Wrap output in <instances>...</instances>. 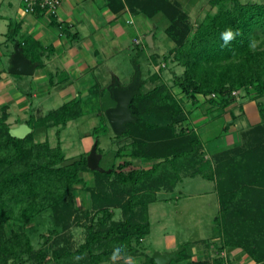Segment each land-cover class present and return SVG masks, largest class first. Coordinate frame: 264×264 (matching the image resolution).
Returning a JSON list of instances; mask_svg holds the SVG:
<instances>
[{
    "label": "trees",
    "instance_id": "obj_1",
    "mask_svg": "<svg viewBox=\"0 0 264 264\" xmlns=\"http://www.w3.org/2000/svg\"><path fill=\"white\" fill-rule=\"evenodd\" d=\"M125 4L150 18L161 15L167 20L164 33L176 46L160 63L159 55L154 56L155 65L160 71L174 64L184 69L182 75L175 74L173 82L182 98L158 73L151 79L161 82L151 90H144L145 82L141 81L130 104L135 120L116 136L129 141L119 147L116 157L128 150L132 159L155 163L148 169H136L131 162H122L105 168L110 173L91 171L87 165L89 154L68 160L61 143L52 147L48 141L35 142L33 133L24 139L13 138L6 123L8 116L3 115L0 118V264L20 262L26 256L36 264H104L113 248L121 246L135 257L151 232L149 206L156 202L157 193L173 192L184 177L198 175L216 182L220 204L215 218L220 245L204 241L205 245L209 249L214 246L220 253L230 248L241 249L256 264H264V102L257 103L262 123L242 131V143L215 156L213 161L206 159L204 145L194 130L182 127L178 130L180 124L188 121L186 101L196 105L199 96L218 110H225L236 101L233 95L236 91L255 100L264 98V4H242L235 0L228 8L221 0H211L216 12L207 13L196 26L177 0H126ZM35 13L46 11L38 5ZM58 26L65 31L70 29L62 23ZM227 28L239 30L241 35L222 47L220 34ZM16 30L12 26L7 35L13 42H18ZM251 39L258 42L255 50L248 47ZM141 40L142 43L134 44L141 50L147 49V40ZM19 47L38 68L43 67L45 53L52 50L31 38L19 41ZM137 62L134 60L139 70ZM139 74L138 71V77ZM85 106L86 102L75 99L38 121H29L28 125L35 129L52 123L62 130L70 121L84 116ZM102 118L108 124L107 117ZM99 130H94V138L102 155ZM85 172L95 176L90 186L82 177ZM78 186L90 195L89 207L84 210L75 204ZM48 211L54 220L51 235L60 234L59 230L68 233L71 219L84 212L89 223L83 224L86 236L77 249H72L68 234L51 256L45 249L35 251L26 229ZM117 211L122 216L118 220L114 218ZM140 254L141 264H156L144 250ZM75 256L84 258L77 262ZM189 259L187 248H182L167 264ZM190 263L206 264L205 261Z\"/></svg>",
    "mask_w": 264,
    "mask_h": 264
},
{
    "label": "crops",
    "instance_id": "obj_2",
    "mask_svg": "<svg viewBox=\"0 0 264 264\" xmlns=\"http://www.w3.org/2000/svg\"><path fill=\"white\" fill-rule=\"evenodd\" d=\"M125 1L62 0L58 15L53 18L47 13L24 14L22 0H0V118L7 115L6 123L11 129L22 124L28 125L29 118L27 119V117H32L30 122L33 123L35 120L38 121L57 110L58 108L43 115L45 112L44 104H47L46 102L52 95L54 97L59 96L64 101L60 107L75 99H81L88 103L94 98L105 100L111 97L112 101L102 104V110L99 112L100 117L104 115L107 117L106 110L115 108L117 104L113 97L114 89L123 91L137 82L139 87L140 82L144 81L143 88L145 90L150 85L147 78L156 73L169 85V81L163 78V75L166 73H179V71H176L179 66L175 64L170 66V68L174 67L171 72L169 69L160 71V67L154 65L153 71L147 73L148 77H143L142 74L144 73L141 71L140 65H138L139 70H135V73L128 71L131 68L128 66L125 74H122V72L116 73L119 68L117 66L112 67L114 60H119L122 54H129L130 56L133 51L135 52L134 40L136 38L147 40L149 36H152V46L148 44L147 48L150 50H141L136 47L135 60L137 61H139L137 58L141 56L140 51H142V53H146V59L148 58L151 63L154 62L155 57L158 56L156 55L159 46L157 45L158 41L168 40L171 43L170 47L167 45L169 49L164 55H167L176 46L164 33L167 20L163 16L150 18L142 12L132 11L125 4ZM177 1L180 2L184 11L192 19V14H195L194 11L198 7L199 0ZM212 8L209 3L206 9L203 10L206 12L200 13L196 17L197 21L202 20L207 13L214 14ZM129 17L132 18V23H129ZM58 23L68 25L70 29L65 31L58 26ZM12 26L17 29L16 39L18 42L8 39L7 35ZM27 38L35 40L45 48H52V50L45 53L42 57L43 67L38 68L24 55L19 47L25 59L34 67L33 74L27 76L13 75L10 70L15 55V47L16 45L19 46V41H24ZM138 71L140 72L139 77L137 76ZM160 82L158 80L153 84ZM173 91L174 93L179 92L176 89H173ZM179 97L182 98V94H179ZM201 97L199 96L196 105L190 102V107L186 103L185 109L188 112L187 123L189 128L194 130L201 139L204 145L205 157L210 161H213L215 156L232 150L242 143L240 139L242 131L262 123L257 103L264 98L255 100L248 97V95L242 96V98H246L244 103H240L239 100L242 98H239L225 110H218L207 104L206 100L203 97L201 99ZM34 100H38V105L35 107ZM84 113V116L88 114L86 111ZM108 125L110 126L109 122ZM227 125L230 127L226 131L225 127ZM54 127L56 126L52 123H47L44 126H36L35 129L30 128L35 142H49L46 133ZM60 135L58 136V143H61ZM216 137H221L223 144L213 146ZM122 141H118L119 147H123L128 143L126 140L125 144H121ZM83 142L84 154H89L97 141L93 136L87 135ZM130 154L131 152L128 150H123L119 157L114 154V160L111 163L108 162L107 167L111 168L122 162H131L136 169H148L155 163L145 159H132ZM82 177L89 186L95 180V176L91 172L82 173ZM81 190L82 186H78L75 191V204L78 208L81 205L79 202ZM85 196L86 203H89L90 195L86 193ZM219 240L220 238L217 236L214 239L212 238L211 243H216ZM212 249L214 250V246H212ZM145 252L148 253V251ZM171 252L155 253L168 254ZM197 253V249H194L193 253H188L190 256L189 262H207V253L203 256H197ZM228 254H232L235 259L238 258V263L234 260V264H256L241 249L230 248ZM240 257H242V261H240Z\"/></svg>",
    "mask_w": 264,
    "mask_h": 264
},
{
    "label": "rangeland",
    "instance_id": "obj_3",
    "mask_svg": "<svg viewBox=\"0 0 264 264\" xmlns=\"http://www.w3.org/2000/svg\"><path fill=\"white\" fill-rule=\"evenodd\" d=\"M221 2L222 5L231 8L234 5L235 0H221ZM239 2L242 4H264V0H239ZM209 3L210 0L209 2L208 0H199L198 7L194 11L195 14H192V25L196 26L197 23H199L196 17L200 13L202 14L206 12L203 10L206 9V6ZM212 10L213 12H216L217 9L212 8ZM170 44L171 43L168 40L161 42L158 41L157 45L159 46L156 53L159 55V63L162 61L165 52L169 49ZM167 45H169V47H167ZM136 47L141 49L139 46H134L135 52L133 51L130 56L129 54H122L119 60H114L112 67L117 66V68H119V71L116 73L122 72V74H125L127 72L128 66L131 67L128 69V71L134 73L136 72L135 70H137V68L134 64L137 50ZM140 52L141 56L137 58L139 59L138 65H140L141 71L144 73L142 74L143 77H148L147 73L153 71L155 61L151 63L148 58L146 59V53H142V51ZM173 68H170L169 66L170 72L173 70ZM176 71H179V73H166L163 75V78L169 81V85L173 86L175 74H183V69L180 67L176 68ZM151 78L152 76L147 78V81L150 85L149 88H145L146 91L151 90L156 86V84H153L154 82L152 83ZM173 89H176V91L180 92V90L177 87L175 88V86H173ZM179 92H177V94H181ZM242 96L245 97L246 95L240 92L238 95H236V100L242 98ZM245 99L246 98H242L239 100V102L244 103ZM108 101H112V98L108 97V99L105 100H102L101 98H94L93 100L86 103V106L84 107V111L88 113L87 115L73 120L67 125L65 129L61 130V127H54L51 130L49 129L46 134H48L47 136L51 146L56 147L59 144L58 132L60 131L61 148L65 154V157L66 159L73 160L84 154L83 139L85 136L91 135L94 138V130L100 129L97 136L99 137L100 141L99 151L103 156L101 167L107 169L108 162L111 163L114 160V154L119 149L118 141L123 140L121 144L126 143V138L120 137V139H117L111 127L109 129V126H106L108 124L105 123L104 118L99 116V112L102 110V104H106ZM37 102L38 100H34V107L38 105ZM190 102L191 101L187 102L189 106L191 105ZM262 102H264V99ZM46 103V105L44 104L45 112L43 115L47 114L51 110L59 108L64 103V101L59 96L54 97L52 95V97ZM90 111L91 113H89ZM31 118L32 117H27L28 121H30ZM181 127L183 129H187L188 131L190 130L189 124L187 122L180 124L178 130ZM214 140L215 143H213V146L223 144L221 137H216ZM127 142H129L128 139ZM216 189V182L205 179L198 175L195 177H184L183 181L178 184L177 188L173 192L165 190L160 191L158 193L156 202L150 204L149 206L151 232L143 240L142 246H139V253L137 256H135L138 264H141L142 262L143 257L140 253L143 250L148 251V254L153 257L155 252H174L180 251L182 248H187V254L189 252L193 253L194 249H197L198 251L197 256H203L205 253H207L208 257L206 264H220V262L223 264H234L235 261L237 262L238 258L235 259L232 254H228L229 249H226L220 253V250L217 248L214 250L211 248L209 249V246L205 245L206 243L204 242L206 241L211 243L212 238L214 239L217 236L220 238L219 229L215 223V218L218 215L220 207L219 197ZM85 194L86 193L83 190H81L79 194V202L81 204L80 210L88 208L90 204V201L89 203H86L87 200ZM83 213L84 212H80L82 216H80V214L79 216L75 215L77 217L75 220L71 219V227L68 230V233L65 232V234H63V232L59 230L58 232L60 234L58 235H51V229L54 228L52 213L48 211L39 216L36 221L26 229V232L32 238L35 251L37 252L40 249H45L48 255L51 256L53 250L63 244L65 238L64 235L67 236L68 234L70 236H67V238H70L72 249H77L84 242L86 236L83 224L89 223V219H87ZM114 218L116 220L121 219V213L117 211ZM10 228L11 227L9 226L8 232H10ZM59 241L61 243H59ZM214 244L219 246L220 240L216 243L214 242ZM222 254H224V256L221 257ZM239 259L240 261L243 260L242 257ZM8 264H36V262L34 259H30L28 256H26L20 262L10 261ZM121 264H123V262H121ZM180 264L191 263L189 260H184L181 261Z\"/></svg>",
    "mask_w": 264,
    "mask_h": 264
},
{
    "label": "water",
    "instance_id": "obj_4",
    "mask_svg": "<svg viewBox=\"0 0 264 264\" xmlns=\"http://www.w3.org/2000/svg\"><path fill=\"white\" fill-rule=\"evenodd\" d=\"M151 40L152 36H149L147 42L150 46H152ZM33 69L34 67L29 64V61L25 59L19 46L16 45L10 73L13 75L27 76L33 74ZM138 85L139 83L137 82L123 91L114 89L113 97L117 104L115 108L107 110L106 115L111 129L116 135L123 133L126 130V124L135 120V117L130 110V104ZM30 133L31 129L26 124L19 125V127L10 130V135L16 139H24ZM97 146L98 143L95 142L87 157L88 168L91 171L99 173H110V170H106L100 165L102 155L98 152ZM179 252L180 251H174L168 254L155 253L153 259L156 264H167L174 259Z\"/></svg>",
    "mask_w": 264,
    "mask_h": 264
},
{
    "label": "clouds",
    "instance_id": "obj_5",
    "mask_svg": "<svg viewBox=\"0 0 264 264\" xmlns=\"http://www.w3.org/2000/svg\"><path fill=\"white\" fill-rule=\"evenodd\" d=\"M131 20L132 18L129 17L130 23H131ZM239 35H241L239 30H233L231 28L225 29L220 34V39L223 41L222 47H227ZM257 46H258V42L255 39H251L249 41L248 47L250 50H255ZM83 258H84L83 256L73 257L74 261H77V262L82 260ZM121 262H123V264H138L137 259L127 254L126 250L122 246L113 248L107 260L104 261V264H121Z\"/></svg>",
    "mask_w": 264,
    "mask_h": 264
},
{
    "label": "built area",
    "instance_id": "obj_6",
    "mask_svg": "<svg viewBox=\"0 0 264 264\" xmlns=\"http://www.w3.org/2000/svg\"><path fill=\"white\" fill-rule=\"evenodd\" d=\"M61 3H62V0H22L23 12L26 15L34 14L36 6L39 5L50 16H57ZM134 43L138 45V44L142 43V40L141 39H135ZM238 94H239L238 91L233 92L234 96H236Z\"/></svg>",
    "mask_w": 264,
    "mask_h": 264
}]
</instances>
